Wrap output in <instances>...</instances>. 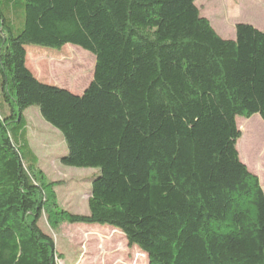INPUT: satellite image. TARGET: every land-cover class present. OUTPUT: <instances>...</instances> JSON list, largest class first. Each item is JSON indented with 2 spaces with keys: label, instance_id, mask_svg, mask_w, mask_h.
<instances>
[{
  "label": "trees",
  "instance_id": "1",
  "mask_svg": "<svg viewBox=\"0 0 264 264\" xmlns=\"http://www.w3.org/2000/svg\"><path fill=\"white\" fill-rule=\"evenodd\" d=\"M196 0H0V264H57L51 228L107 225L147 264H264V190L237 117L264 122V28L224 39ZM94 56L76 95L8 67L15 47ZM38 108L60 163L97 171L88 214L56 202L27 140Z\"/></svg>",
  "mask_w": 264,
  "mask_h": 264
},
{
  "label": "rangeland",
  "instance_id": "2",
  "mask_svg": "<svg viewBox=\"0 0 264 264\" xmlns=\"http://www.w3.org/2000/svg\"><path fill=\"white\" fill-rule=\"evenodd\" d=\"M249 1L232 0L228 6L226 0H196L195 4L201 15L209 19L218 35L224 39H234L237 23L250 24L259 30L264 28V0L253 7ZM94 62L91 53L74 45L68 44L59 50L29 45L14 48L8 67L15 73L30 74L41 82L78 95L92 80ZM251 117L264 128V122L258 114L248 118L237 117L236 125L241 135L240 124ZM23 118L29 145L38 159V167L44 177L54 184L52 190L59 207L75 214H88L90 183L97 171L67 167L60 163L61 155L66 153L63 137L43 120L37 107L27 108L23 112ZM241 158L248 170L258 177L264 190V159L263 167H259L255 160L247 163L242 156ZM41 224L54 239L57 264L148 262L137 247H129L124 235L110 226L61 222L51 228L45 215L41 218Z\"/></svg>",
  "mask_w": 264,
  "mask_h": 264
},
{
  "label": "bare ground",
  "instance_id": "3",
  "mask_svg": "<svg viewBox=\"0 0 264 264\" xmlns=\"http://www.w3.org/2000/svg\"><path fill=\"white\" fill-rule=\"evenodd\" d=\"M231 1L232 0H226L228 6L231 5ZM260 3L261 0L249 1L251 7L255 6L256 4L260 5ZM240 129L242 131V135L236 144L240 158L242 156L244 162H251L255 160V163L259 164V167H263L264 128L258 121L251 117L247 121H244L240 124Z\"/></svg>",
  "mask_w": 264,
  "mask_h": 264
},
{
  "label": "crops",
  "instance_id": "4",
  "mask_svg": "<svg viewBox=\"0 0 264 264\" xmlns=\"http://www.w3.org/2000/svg\"><path fill=\"white\" fill-rule=\"evenodd\" d=\"M215 25V24H214ZM219 30V29H218ZM221 34H223L222 32H220ZM224 35V34H223Z\"/></svg>",
  "mask_w": 264,
  "mask_h": 264
}]
</instances>
